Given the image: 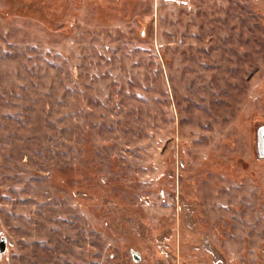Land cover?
Masks as SVG:
<instances>
[{
	"label": "rangeland",
	"instance_id": "obj_1",
	"mask_svg": "<svg viewBox=\"0 0 264 264\" xmlns=\"http://www.w3.org/2000/svg\"><path fill=\"white\" fill-rule=\"evenodd\" d=\"M264 0H0V264H264Z\"/></svg>",
	"mask_w": 264,
	"mask_h": 264
},
{
	"label": "water",
	"instance_id": "obj_2",
	"mask_svg": "<svg viewBox=\"0 0 264 264\" xmlns=\"http://www.w3.org/2000/svg\"><path fill=\"white\" fill-rule=\"evenodd\" d=\"M257 139H258V149H257L258 159L261 160L264 159V126L258 130ZM6 251H7V243H6V239L3 238L2 244L0 246V262L2 261V258L6 253Z\"/></svg>",
	"mask_w": 264,
	"mask_h": 264
},
{
	"label": "flooded vegetation",
	"instance_id": "obj_3",
	"mask_svg": "<svg viewBox=\"0 0 264 264\" xmlns=\"http://www.w3.org/2000/svg\"><path fill=\"white\" fill-rule=\"evenodd\" d=\"M3 238L6 239V243H7V238H6L4 235H2V234L0 233V246H1V244H2V240H3ZM131 255H132L133 260H134V262H135L136 264H139V263L142 262V255H141L139 252L134 251V250H131ZM159 264H173V262H172V259H171V258L169 257V255L167 254V255H166V261H162V262L159 263Z\"/></svg>",
	"mask_w": 264,
	"mask_h": 264
}]
</instances>
